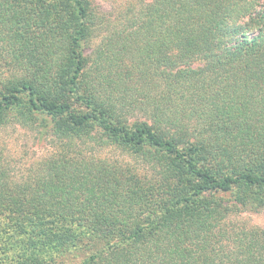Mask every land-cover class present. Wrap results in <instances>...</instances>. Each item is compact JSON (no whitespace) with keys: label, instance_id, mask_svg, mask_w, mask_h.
Returning <instances> with one entry per match:
<instances>
[{"label":"trees","instance_id":"1","mask_svg":"<svg viewBox=\"0 0 264 264\" xmlns=\"http://www.w3.org/2000/svg\"><path fill=\"white\" fill-rule=\"evenodd\" d=\"M140 1L134 30L97 49L82 110L72 101L86 68L80 46L106 26L93 1L0 0V127L46 115L60 135L97 140L100 125L112 141L94 142L152 170L66 154L22 182L0 168V264H52L63 253L82 254L79 264H264V229L229 219L247 201L232 198L236 189L264 190V3ZM134 43L168 65L174 95L156 103V121L128 126L95 70Z\"/></svg>","mask_w":264,"mask_h":264},{"label":"rangeland","instance_id":"2","mask_svg":"<svg viewBox=\"0 0 264 264\" xmlns=\"http://www.w3.org/2000/svg\"><path fill=\"white\" fill-rule=\"evenodd\" d=\"M92 1L98 16L104 20L106 26L80 46L86 68L80 75L72 101L77 109L82 110H87V108L83 104L82 98L79 97L85 94L84 81L87 71L93 73L88 67L92 65L93 59H99L97 49L102 44L103 48L105 47L102 41L108 39L109 36L118 33H131L134 28H130L127 23L133 20L132 18L137 15V9L141 6L140 0ZM248 27L257 29L256 25ZM134 41L138 42L140 39ZM135 45L133 52L132 50L131 53L129 51L122 52L118 56L117 63L109 62L105 66L97 64L95 70V75L102 73L107 76L110 88H112V97L117 102H115V109L121 115V120L128 126L136 122L146 121L151 124L156 121L158 114L156 103L162 98H167L168 95H174V92L167 88L164 79L165 74L169 71L168 65L162 61H156L154 57L146 56L145 49L137 43ZM171 54L175 59L178 51L174 50ZM126 70L130 72L124 74ZM53 123L54 119L46 115L27 122H20L15 119L14 115L11 116L9 121L0 127V168L10 174L14 180L22 182L25 178L37 173L36 170L43 161L66 154L80 162L85 160L103 161V163L119 165L125 170L136 173L151 174L149 163L131 155L121 147L115 144L94 142L112 141L102 135V126H96V130L92 132L98 138L97 140H87L60 135L54 130ZM162 126L164 129H168L166 122H162ZM100 136L103 137L100 138ZM195 161L198 165L216 174L226 172L224 167H218L216 163L209 160L204 161L199 155ZM243 192L247 201L244 206H240L239 210L229 216L230 221L238 225L264 229V190L241 187L236 189L231 196L233 198L236 193L242 195ZM226 197L228 198V196ZM81 258L82 254L74 256L71 253L69 255L63 253L60 259L58 258L52 264H79Z\"/></svg>","mask_w":264,"mask_h":264}]
</instances>
